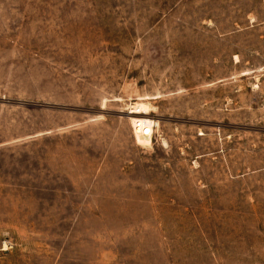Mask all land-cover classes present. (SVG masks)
<instances>
[{"label": "rangeland", "instance_id": "rangeland-1", "mask_svg": "<svg viewBox=\"0 0 264 264\" xmlns=\"http://www.w3.org/2000/svg\"><path fill=\"white\" fill-rule=\"evenodd\" d=\"M0 264H264V0H0Z\"/></svg>", "mask_w": 264, "mask_h": 264}, {"label": "bare ground", "instance_id": "bare-ground-1", "mask_svg": "<svg viewBox=\"0 0 264 264\" xmlns=\"http://www.w3.org/2000/svg\"><path fill=\"white\" fill-rule=\"evenodd\" d=\"M132 114L142 116L148 115V113L146 112V106L143 104H138L134 108ZM132 121L139 144L143 146H150L154 133V122L142 117L132 118Z\"/></svg>", "mask_w": 264, "mask_h": 264}]
</instances>
